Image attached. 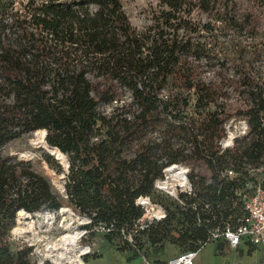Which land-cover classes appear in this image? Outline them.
Masks as SVG:
<instances>
[{"label":"trees","instance_id":"trees-1","mask_svg":"<svg viewBox=\"0 0 264 264\" xmlns=\"http://www.w3.org/2000/svg\"><path fill=\"white\" fill-rule=\"evenodd\" d=\"M156 1L137 29L120 0H0V264H52L8 243L16 220L54 210L61 196L31 159L3 153L36 130L62 152L44 159L65 173L87 235L112 224L103 237L128 259L166 264V244L198 250L217 224L196 223L171 199L161 201L165 217L132 232L146 219L135 199L152 194L168 165L189 167L186 202L207 200L231 220L244 214L249 184L264 177V0ZM233 119L246 128L223 147ZM51 154L64 167L67 158L66 171ZM230 165L238 174L222 176Z\"/></svg>","mask_w":264,"mask_h":264},{"label":"rangeland","instance_id":"rangeland-1","mask_svg":"<svg viewBox=\"0 0 264 264\" xmlns=\"http://www.w3.org/2000/svg\"><path fill=\"white\" fill-rule=\"evenodd\" d=\"M19 1L21 0H16L15 3L18 4ZM120 1L130 19V22L137 29H141L146 23H148L151 11L158 9L156 0ZM227 128L228 136L222 140L223 147L231 144L230 135L232 136L243 133L245 130V124L241 119H233L228 123ZM44 135V131L36 130L28 135L16 138L3 146V153L6 155L16 156L21 159H31L34 167L48 176L56 191L61 195L54 206V210L30 214L27 218V222L29 223L26 222V225H19L16 220V226L27 227V224H29L32 227L30 226V228H28L29 230L25 232H20V227L10 230L8 243L11 250L17 251L21 248L31 247L29 257L32 261L47 260L52 264H76L79 259L84 262L83 264H123L125 260L124 252L117 251L116 245L107 242L103 237L102 231L95 230L94 235H87V231L83 228V224L88 221L87 217L76 212L65 195V188L63 185L65 173L62 171L57 172L55 168L52 165H49L44 159L43 153L48 152V150L52 151L55 156L61 155L56 149L47 146L44 140ZM53 158L55 159L54 156ZM55 160L60 163L57 159ZM185 166L188 171L189 167L187 165ZM61 167H64V165L62 164ZM64 170L66 171L67 168ZM195 170L206 176H209L210 174L207 166L203 163L196 165ZM53 174L61 175L52 176ZM154 187L155 190H153L152 194L150 196L147 195L152 202L158 203L162 206V200L167 202L171 199H175V196L171 195L169 192L156 186ZM247 197H249V194L245 196V198ZM144 203H148L147 200H145ZM58 206H65L69 209L67 211H60ZM70 231L75 232L78 235L77 244L74 245L73 249V256H75L76 252H78L81 247H85L86 250L89 245V250L85 253L83 252V254L81 253L77 259L66 260L64 258L55 261V256L53 255L55 252L50 246L55 242L57 243L62 234ZM115 242L119 243L118 240ZM251 249L250 244L244 241L241 243L239 249L227 251L225 254L218 253L213 255L209 252L208 248H204V250L200 252V257L194 258V262L197 264V259H199L202 264H264V244H259L252 250ZM143 250L148 254L150 259L154 257L152 255L154 253L151 251L149 245H146ZM178 252H180L179 249ZM84 255H88L87 262L83 259ZM167 256L169 255L167 254Z\"/></svg>","mask_w":264,"mask_h":264},{"label":"built area","instance_id":"built-area-1","mask_svg":"<svg viewBox=\"0 0 264 264\" xmlns=\"http://www.w3.org/2000/svg\"><path fill=\"white\" fill-rule=\"evenodd\" d=\"M245 128H246V124H245ZM233 136L234 135L229 136L231 138V143ZM222 140H221V145H222ZM187 172L188 171L186 167V174ZM237 174L238 173L235 171L234 167L230 165L222 173V176L235 177ZM154 186L158 187L156 185V180L154 182ZM249 186L253 187V191L251 195H249V197L244 198V202H243L244 214L234 220L233 219L231 220L228 216L224 218L218 217V215L214 212V208H213L214 205L207 200L196 199L186 202L184 199L180 198L179 193L181 192L189 195L193 194V188L190 181L185 186L184 185L180 186L178 191L174 195L171 193L170 194L175 196V200H177V202L180 205L189 207L191 210L195 211L196 223L198 224L203 222L207 223L209 220H215L217 224L213 227L207 228L208 230L207 240L209 241L222 240L228 248L232 249L238 247L242 241L249 243L251 246L264 244V177L260 178L253 185L249 184ZM141 196L142 195L138 196L135 199V203L140 207L142 206L137 201L138 198H140ZM143 196H147V195H143ZM147 198L150 200L149 196H147ZM156 204L162 209L160 215L158 216L154 215L144 220L141 219V217H139L138 219H136L133 225V229H132L133 233L147 227L152 221H157L165 217L166 213L164 208H162V206L159 205L158 203ZM215 206H219V204L216 203ZM111 228H112V224L108 226L100 225L99 227H96L95 230H100L102 232H105L110 230ZM126 238L129 242H132L131 234H128ZM87 248L88 251L89 245L87 246ZM196 253L197 250L183 251L178 255L169 258L166 264H194V257ZM142 260L144 263L150 264L149 261L143 256H142Z\"/></svg>","mask_w":264,"mask_h":264},{"label":"bare ground","instance_id":"bare-ground-1","mask_svg":"<svg viewBox=\"0 0 264 264\" xmlns=\"http://www.w3.org/2000/svg\"><path fill=\"white\" fill-rule=\"evenodd\" d=\"M45 142H46V140H45ZM46 144H47V142H46ZM60 153H62V152L60 151ZM60 163L62 164L61 161H60ZM67 164H68V160L66 158V167H64V169L67 168ZM162 178H163L162 180H159L161 178L156 179V185L159 188H161L162 190H165V191L174 195L178 191L180 186L186 185L188 183V179L186 176V166L185 165H179V164L168 165L167 167L164 168ZM144 200H147L148 203H144L143 202ZM137 202L144 208V211L146 213V219H148L154 215L158 216L162 212L161 207H159L156 203L149 200L147 198V196L142 195L140 198H138ZM59 209H60V211H67L69 208L62 206ZM26 222H27V220H25L22 224L26 225ZM27 223H29V222H27ZM30 226L31 225H29V224H27V227L20 226L19 231L25 232V231L29 230L28 228H30ZM77 238H78V235L75 232L70 231L68 233L62 234L59 238V241L57 243L55 242L54 244H52V246H50V248L52 247V250L55 252L53 254L55 256L54 260L58 261L59 259H64V258L66 260L77 259V257L81 253L86 252L87 249L85 250V247H81V248L79 247L80 249L78 250V252H76L75 256H73V249H74V245L77 244ZM77 262H78V264L84 263L80 259Z\"/></svg>","mask_w":264,"mask_h":264},{"label":"crops","instance_id":"crops-1","mask_svg":"<svg viewBox=\"0 0 264 264\" xmlns=\"http://www.w3.org/2000/svg\"><path fill=\"white\" fill-rule=\"evenodd\" d=\"M241 243L239 244L238 247L230 249V248H228L226 246V244L222 240H211V241L205 243L204 245H202L197 250V253H196L195 257L196 258L200 257V252H202L204 250V248H208L209 252L211 254H213V255L214 254H218V253L225 254L227 251L234 250V249H239ZM251 247L254 248L255 246H251L250 245V248ZM179 253L180 252H178V249L175 246L170 245V244H166V246L164 248V251L159 253L158 258L161 259V260H166L167 261L169 258L174 257V256L178 255ZM124 254H125V260H124L123 264H146V263L143 262L142 258L139 257V255H136L133 258H129L128 259V256L131 255V252L125 251ZM167 254L169 256H167ZM194 264H195V262H194ZM197 264H202L199 261V259H197Z\"/></svg>","mask_w":264,"mask_h":264},{"label":"water","instance_id":"water-1","mask_svg":"<svg viewBox=\"0 0 264 264\" xmlns=\"http://www.w3.org/2000/svg\"><path fill=\"white\" fill-rule=\"evenodd\" d=\"M44 131H45V130H44ZM45 134H46V131H45ZM44 140H45V135H44ZM67 166H68V164H67ZM26 213H29V212H27V211L24 210V209H20V210H18L17 215H18V217H19V216H23V215H25Z\"/></svg>","mask_w":264,"mask_h":264}]
</instances>
